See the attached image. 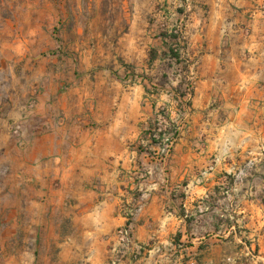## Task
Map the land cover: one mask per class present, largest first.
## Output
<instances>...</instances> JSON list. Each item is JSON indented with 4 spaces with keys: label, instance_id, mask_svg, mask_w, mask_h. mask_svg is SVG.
<instances>
[{
    "label": "crops",
    "instance_id": "1",
    "mask_svg": "<svg viewBox=\"0 0 264 264\" xmlns=\"http://www.w3.org/2000/svg\"><path fill=\"white\" fill-rule=\"evenodd\" d=\"M219 1L208 18H194L187 32L195 85L191 121L166 162L141 153L146 134H137L138 118L126 112L129 104L138 106L142 88L124 89L117 111L116 97L101 99L96 108L81 86L64 93L54 88L53 99L37 106V120L45 126L32 133L29 151L16 153L5 171V219L20 228L30 212L32 224L58 234L64 232L60 219H69L91 264L116 258V232L126 224L121 209L134 204L138 190L145 205L134 218L137 245L168 244L187 224L191 229L192 212L182 208L189 194L184 189L178 196L176 190L224 193L232 171L242 165L235 159L254 160L261 154L256 142L264 140V0ZM153 47L148 46V62ZM216 123L221 127L211 130ZM150 185L166 190L150 191ZM176 201L179 212L171 206ZM141 260L128 257L119 264Z\"/></svg>",
    "mask_w": 264,
    "mask_h": 264
},
{
    "label": "rangeland",
    "instance_id": "2",
    "mask_svg": "<svg viewBox=\"0 0 264 264\" xmlns=\"http://www.w3.org/2000/svg\"><path fill=\"white\" fill-rule=\"evenodd\" d=\"M218 2L0 0V264H91L87 248L69 219H60L64 232L58 234L44 225L32 224L30 212L20 228L14 226V220L3 217L5 171L16 153L29 151L27 143L32 133L45 126L37 120L42 115L37 111L38 104L50 102L54 88L64 93L81 86L96 108L101 99L116 97L113 111H117L124 89L140 87L138 106L129 104L126 110L138 118L137 134L151 127L166 128L170 123L179 126L181 134L188 129L191 109L180 107V101L170 94V86L178 84L174 79L178 70L160 61L150 69L147 49L149 45L159 46L155 34L160 26H172L185 18L177 8H185L188 35L194 18H208L210 8ZM165 73L171 85L163 78ZM145 74L154 76L153 85L158 88L163 80L166 90L161 88L164 92L157 94L159 90L151 87L155 94L147 95ZM117 86L121 88L118 92ZM184 110L187 115L181 116ZM216 125L220 128L222 124H212L210 129ZM232 138L239 142L235 136ZM255 146L261 154H256L254 160L235 159L237 163L242 160V165L232 171L233 182L226 185L224 193L215 188L210 192L193 191V187L176 190L178 196L184 189L189 194L182 208L192 212L191 229L187 224L182 234L178 231L174 241L170 240L172 245L149 244L121 261L143 257L139 264H264V140ZM149 190L166 189L150 185ZM171 206L180 211L179 202ZM67 236L75 242L64 244ZM114 257L109 264H113Z\"/></svg>",
    "mask_w": 264,
    "mask_h": 264
},
{
    "label": "trees",
    "instance_id": "3",
    "mask_svg": "<svg viewBox=\"0 0 264 264\" xmlns=\"http://www.w3.org/2000/svg\"><path fill=\"white\" fill-rule=\"evenodd\" d=\"M184 2L186 0H183ZM177 11L180 15H184L185 18H187V14L185 11V8L179 7L177 8ZM184 18V19H185ZM182 19L178 23L172 25V26H160L157 30V33L155 34V38L160 41V44L158 47H153L150 50L149 55V64L150 69H153L152 65L155 64V62L160 61L161 63H169L171 64V67H176L178 70V73L174 76L175 81H178L177 86H173L172 80L170 81L169 74L165 73L163 75V78L168 80L169 84L171 85V91L170 94L176 99L180 101L179 106L180 107H187L190 109L192 105V99L195 92V86L191 78L190 74V66H191V60L188 56L187 49H188V40L185 30V20ZM128 67V66H126ZM143 81L145 92L147 95H154L155 92L151 90V87L154 89H158L159 93L164 92V90H161V88L166 90V85L164 84V81L161 80L158 85H160V88L158 86L153 85L154 76L151 74H145ZM190 95L189 98H185ZM184 113H181V116ZM165 119H169L170 117L167 116V114H164ZM184 117V116H183ZM175 130L176 134H178V128L174 124H171L164 128L163 126L159 127H151L149 128L145 134H146V143L144 145L140 146L141 153H146L152 160L155 161L157 157V152L159 149L162 148L163 145V138L164 136ZM173 150V149H172ZM148 173L146 172V175L143 177L146 178ZM233 181L229 178V184L231 185ZM217 191H220L219 188H216ZM182 194V193H181ZM180 194V195H181ZM143 190H138L135 193V200L134 204L136 205L137 201H143ZM187 222H191V219H187ZM181 234H178V237ZM37 255V252H36ZM37 261V258H36Z\"/></svg>",
    "mask_w": 264,
    "mask_h": 264
},
{
    "label": "built area",
    "instance_id": "4",
    "mask_svg": "<svg viewBox=\"0 0 264 264\" xmlns=\"http://www.w3.org/2000/svg\"><path fill=\"white\" fill-rule=\"evenodd\" d=\"M190 95L188 94L187 97L189 98ZM184 115H187V110H184ZM178 134H176V131L173 130L169 133H167L163 138V145L162 148L158 150L157 157L155 161L157 162H166V160L170 157L172 153V149L174 148V145L177 141V138L180 134V129L178 126ZM145 203L143 201H137L135 204H124L122 206V214L124 218L126 219V224L124 226H121L117 229L116 232V238L119 247L121 250L117 252L116 258L113 261V264H119L121 261V258H124L125 256L131 254L136 249L141 248L139 245L136 244L134 240V218L136 214L144 207Z\"/></svg>",
    "mask_w": 264,
    "mask_h": 264
}]
</instances>
